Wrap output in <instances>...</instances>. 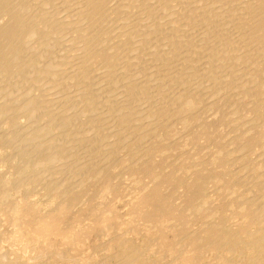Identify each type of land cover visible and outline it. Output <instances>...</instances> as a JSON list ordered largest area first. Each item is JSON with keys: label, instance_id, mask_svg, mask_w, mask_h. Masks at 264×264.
<instances>
[{"label": "bare ground", "instance_id": "1", "mask_svg": "<svg viewBox=\"0 0 264 264\" xmlns=\"http://www.w3.org/2000/svg\"><path fill=\"white\" fill-rule=\"evenodd\" d=\"M206 49L209 54L203 56ZM248 63L253 65L249 77L244 68ZM258 80H264V0H0V140L11 151L18 147L16 153L8 151L17 162L15 177L0 172V208L20 188L36 189L43 183L35 192L58 202L60 210L53 213L55 203L44 205L53 212L42 215L35 206L20 207L12 196L9 210L15 220H0V232L25 240V253L39 250L33 264H203L208 256L212 261L264 264V181H258L259 167L246 157L254 183L244 187L255 188L257 196L248 194L252 198L243 201L241 194L228 204L241 218L240 229H229L221 218L208 221L202 231L197 224V233L187 231L186 210L207 211L198 217L204 221L222 210L221 205L205 208L207 185L219 183L221 177L205 168L218 158L207 166L196 163L202 172H195L190 183L162 172L167 152L163 143L172 136L170 128L195 120L199 128L203 120L194 111L215 107V98L240 84L252 101L238 106L254 117L243 131L241 125L236 127L239 138L247 135L244 145L264 147V91ZM260 86L264 89V81ZM205 125L198 130L204 138L214 127ZM4 126H12V131ZM238 149L243 154L244 149ZM46 166L51 169L41 180L35 177L39 173L36 179L28 176ZM121 169L147 178L152 186L143 185L130 200L128 218L122 222L127 229L109 231L104 228V212L110 211L104 209V198L116 191L112 181ZM180 188L186 206L182 210L174 198ZM135 220L137 228L132 227ZM95 226L105 230L94 232ZM249 226L256 230L251 232ZM130 234L140 235L142 242L136 244ZM92 235L102 241L93 246L103 255L100 261L67 257L73 247L84 246L80 239ZM57 242L64 245L62 251ZM9 250H1V255L5 251L15 258L0 255V264L31 263L27 258L19 261L18 249ZM151 254L157 257L151 259Z\"/></svg>", "mask_w": 264, "mask_h": 264}, {"label": "rangeland", "instance_id": "2", "mask_svg": "<svg viewBox=\"0 0 264 264\" xmlns=\"http://www.w3.org/2000/svg\"><path fill=\"white\" fill-rule=\"evenodd\" d=\"M208 49H206L205 51H204V54H203V56H208ZM206 58V57H205ZM206 60L204 59L202 62L204 63ZM244 68H245V73H247V76L249 77V75H250V73H251V70L253 69V65L251 64L250 65V63H248L246 66H244ZM264 80H258V82H259V89H262L263 91H264V89H263V86H260V84L263 82ZM236 85H238V84H236ZM235 85V86H236ZM202 89H203V87H201ZM244 89H241V84L240 85H238V86H236L235 87V89H234V91H227V92H224V93H222L221 95H220V97L218 96L217 98H215V102H213V104H217L215 107H209V108H207V107H204L205 109H198V110H196V111H194V113H196L198 116V120L199 121H201V118H202V122L199 124L200 126H199V128H202V125L204 126L205 124V126H211V125H214V127H212V129L210 130V132H211V135L210 136H208V137H202L201 135H200V130H199V128H197L196 127V125H198V123L196 122V120H195V122H191L190 124H188V125H186V127H185V125L183 126L182 124H178V123H175L173 126H172V128H170V131H171V134H172V136L171 137H169L166 141H165V143H163V144H165L166 146H165V148H166V153H164V155H163V164L165 165V167L166 168H164V169H166V170H164L163 169V173H169V172H171L173 175H175L174 177L176 178V179H179V180H182V179H184L187 183H190L191 182V180H192V177H193V175H194V173L195 172H202V171H200L201 169H199V167H198V165L197 164H199V166H207V164L210 162V160H211V158H213V157H217L218 158V161L217 162H215V163H212L211 165H208L205 169L208 171V170H210V169H215L216 171H217V173H218V175L219 176H221V177H224L225 176V174L227 175V176H225V178H219V183L218 182H213V183H209L208 185H207V187H206V192H205V195H207V196H205L206 197V200H208V198H209V201H207L208 202V204H207V206L205 207V208H207V209H210V210H213V209H217L216 207H218V206H220L221 205V207H222V210H220L218 213H216V212H213V213H216L215 215H214V217L212 216L211 218L209 217V218H206L207 220H205L204 221V219L202 218V219H199L198 217L199 216H202V215H204L203 213H205V212H207V211H200L199 213H197L196 211H194V213H193V210H191V209H188V210H186L185 212H186V217H187V220H188V224H187V231L190 233L192 230L195 232V233H197L199 230H198V228H197V226L199 227V228H201L200 229V231H202L203 230V226H204V224H205V226L206 225H208V224H210V223H217L221 218H223V220H224V223L226 224V226L229 228V229H231V230H238V229H240V226H241V218H240V216L238 217V212L236 213L235 211H233V209L232 208H230L229 206H228V204L229 203H231V201L233 200V199H236V197H239V196H241V194H242V197H240L241 199H243V196H244V200L243 201H246L247 199H251L252 197H254V196H257V192L256 191H254V190H256L255 188H253L252 186H248V187H244L245 185H244V183H249V184H251V183H254V180L251 178V175L249 174V172L247 171V166L250 164V165H254V167H256V168H258L259 170H258V174L260 175V178L258 179V181H264V153H263V151H264V147L263 146H261V145H256V146H254V145H249V144H243V143H246V136L247 135H245L244 137H240L239 138V129L238 128H236L237 126H239L240 127V125L242 126V131L244 130L243 128H246V125H247V121L250 119V118H253L254 116H253V114L252 115H250V113H249V111H248V109L247 108H245V107H241V106H238V104H240V103H244V102H251L252 101V99L248 96V94H247V90L246 91H244ZM239 92V93H238ZM234 93V96L232 95ZM243 93V94H242ZM226 94V95H225ZM236 94V95H235ZM245 94V95H244ZM237 97V98H236ZM242 97V98H241ZM226 99V100H225ZM245 101H244V100ZM255 99V98H254ZM238 100V101H237ZM255 100H257V99H255ZM233 101H235V102H233ZM233 102V103H232ZM231 104V105H230ZM227 106V107H226ZM236 106V107H235ZM236 111H235V110ZM238 109V110H237ZM200 110V111H199ZM210 110V111H209ZM232 112H234V113H232ZM246 113H248V114H246ZM192 114V113H191ZM246 114V115H245ZM85 117L86 116H82V117H80V121H82V122H84L86 119H85ZM235 119V120H234ZM22 121L23 122H25V119L23 120L22 119ZM20 122H21V120H20ZM3 128H6L7 130H8V132H10V131H12V129H10V128H13L12 126H9V127H3ZM237 129V130H236ZM2 130H5V129H2ZM198 130H199V132H198ZM238 131V132H237ZM241 131V132H242ZM60 132H62V131H57V134H59ZM174 132V133H173ZM235 132H237V133H235ZM182 134L181 136H179L178 134ZM56 134V133H55ZM246 134H248V133H246ZM52 135H54V134H52ZM52 135H49L48 137L50 138ZM174 135H177L176 137H174ZM197 135H199V136H197ZM227 135V136H226ZM163 137H164V135H163ZM173 137V138H172ZM183 137H187V138H184V140L183 141H180V139L181 138H183ZM193 137V138H192ZM210 137V138H209ZM234 137V138H233ZM48 138V139H49ZM52 138V137H51ZM50 138V139H51ZM178 138H180L179 140H178ZM197 138V139H196ZM207 138V139H206ZM237 138V139H236ZM55 139V138H54ZM54 139H52V142H54L53 140ZM177 139V140H176ZM51 141V140H50ZM49 141V142H50ZM228 141V142H227ZM197 142V143H196ZM170 143V144H169ZM4 143L0 140V147H2V148H0V156L2 155V153H4L5 151H6V153H4L5 155H3V158H4V160L7 158V161H8V163L6 164V160L4 161L3 160V158H2V156L0 157L1 159V161H0V163H1V167H0V172L2 171V173L1 174H5L6 173V176H13V177H15V171H16V165H17V162H16V160L14 159V157L11 159L10 157H12V155L9 157V153H8V151L9 152H13L14 151V153H16L17 152V150H18V147L16 148L15 146H13V150L11 151V146L10 147H7L6 148V146L7 145H5V148H4V145H3ZM77 145L79 144L78 142L76 143ZM169 144V145H168ZM168 145V146H167ZM197 145V146H196ZM74 146H76V145H74ZM184 146H185V148H184ZM14 147L16 148V149H14ZM238 147L240 148V150H243V154H242V151H239V149H238ZM4 148V149H3ZM8 148H10L9 150H8ZM22 148V147H21ZM242 148V149H241ZM262 148V149H261ZM2 149V150H1ZM7 149V150H6ZM199 149V150H198ZM238 149V150H237ZM261 149V150H260ZM236 150H237V152H236ZM253 150V151H252ZM1 151H2V153H1ZM230 151V152H229ZM173 152V153H172ZM238 152H240V153H238ZM180 153V154H179ZM217 153V154H216ZM221 153V154H220ZM231 153H232V155H231ZM262 153V154H261ZM9 154V155H8ZM191 156H190V155ZM216 154V155H215ZM242 154V155H241ZM261 156V157H258L259 155ZM7 155H8V157H7ZM177 155H179V156H177ZM181 155V156H180ZM257 155V157H255ZM263 155V156H262ZM241 156V157H240ZM252 156V157H251ZM6 157V158H5ZM235 157L237 158V159H235ZM246 157H247V161H248V159L251 161H248V162H250L249 164H248V162L247 161H245L246 160ZM253 157H255V159L253 158ZM10 158V159H9ZM190 158V159H189ZM193 158H196V160H194ZM252 158H253V160H252ZM171 159V160H170ZM175 161H174V160ZM187 159H189V160H187ZM232 159H234L235 160V162H234V160H232ZM240 159V160H239ZM9 160H10V162H9ZM13 160V161H12ZM167 160V161H166ZM169 160V161H168ZM174 161V162H173ZM177 161H178V163H177ZM196 161V162H195ZM13 162V163H12ZM171 162V163H170ZM227 162V163H226ZM233 164H232V163ZM243 162V163H242ZM197 163V164H196ZM202 165H201V164ZM13 164H15V165H13ZM172 164V165H171ZM193 164H196V165H193ZM221 164H223V165H221ZM231 164L233 165V166H231ZM178 165V166H177ZM191 165H193V166H195V168L194 167H192ZM245 165H247V166H245ZM4 166H5V168H4ZM7 166V167H6ZM52 166V165H51ZM51 166H46V167H42V168H40V169H37V170H32V172L31 173H29V175L28 176H31L32 177V175H33V177H34V175H36V174H38V176H35V177H39L40 175H41V177L42 178H44L45 176H47L48 174H49V172H48V167L51 169ZM176 166V167H175ZM184 166V167H183ZM229 168H228V167ZM245 166V167H244ZM53 167V166H52ZM196 167H197V169H196ZM219 167V168H218ZM239 167V168H238ZM241 167V168H240ZM243 167V168H242ZM1 168H3L2 170H1ZM7 168V171L6 172H4V170ZM47 169V171H46V169ZM122 168H123V166H122ZM179 168V169H178ZM202 168V167H201ZM218 168V169H217ZM49 169V170H50ZM194 169H195V171H194ZM227 169V170H226ZM229 169V170H228ZM236 170V172L234 173L235 175H237L236 177H235V175L233 174V172H231V171H233V170ZM46 171V173H44L43 174V172L44 171ZM125 170V169H124ZM124 170H122L121 169V172H118V170L115 172V174H118L116 177V179H115V182L114 181H112L113 183L112 184H114V183H116V184H114V185H116L117 186V189H116V191H110L111 193L109 194V195H106L105 196V198H104V209H110V211L109 212H104V228L106 229V228H108V229H106V230H109V231H111V230H113V229H119V228H121V229H127V227L124 225V223H122L123 221H125L128 217H127V215L129 214V212H128V208L130 209V200H132V199H134V198H136V196H137V194L142 190V188H143V185L145 186V187H148V188H150L151 186H152V183L150 182V184H149V181H148V179L147 178H143V177H140L139 179H138V176L136 175V176H130L129 175V173H128V171L126 170L125 172H124ZM188 171V172H185V171ZM205 170V171H206ZM226 170V171H225ZM234 170V171H235ZM241 170H244L243 172H244V174H243V172L241 171ZM39 171V172H38ZM43 171V172H42ZM173 171V172H172ZM179 171V172H178ZM42 174H41V173ZM124 172V173H123ZM176 172H178V173H176ZM204 172V171H203ZM232 174H231V173ZM35 173V174H34ZM48 173V174H47ZM120 173H121V175H120ZM230 173V174H229ZM243 174V176L241 177V175ZM247 173V174H246ZM8 174H10V175H8ZM13 174V175H12ZM31 174V175H30ZM229 174V175H228ZM246 174V175H245ZM263 176H262V175ZM27 176V177H28ZM44 176V177H43ZM26 177V175L25 176H23L22 178H27ZM30 177V178H31ZM33 178V179H36V178ZM119 177V178H118ZM123 179H121V178ZM240 177V178H239ZM246 179H245V178ZM250 177V179L248 180V178ZM133 178V179H132ZM238 178H239V180H238ZM245 179V181H242V180H244ZM29 179V177L27 178V180ZM38 179H40V177L38 178ZM225 180V182H224V180ZM234 179V180H233ZM241 179V180H240ZM41 180V179H40ZM116 180H118V182L116 181ZM137 180V181H136ZM237 180V181H236ZM251 180V181H250ZM135 181V182H134ZM238 181H240V182H238ZM120 182V183H119ZM132 182V183H131ZM139 182H141V183H139ZM232 182V183H231ZM243 182V183H242ZM251 182V183H250ZM40 183H42V181L40 182ZM117 183H119V184H117ZM241 184V186H240V184ZM43 184V183H42ZM41 184V185H42ZM148 184V185H147ZM220 184H222V185H220ZM233 184V190H232V188L230 189V187L229 186H231ZM37 185H39L38 183H37ZM41 185H39L38 187L36 186L35 188L36 189H32L31 188V186L30 187H28L29 189H30V191H28L29 189H22V188H20V190L18 191L19 192V194L17 193V197L15 196L14 197V195H12L13 197H14V199H16L15 201H17L18 202V200H20L19 201V205H20V207H22V208H28V209H32V208H34L33 206H35V208L33 209V210H35V211H37V212H39L40 214H42V215H46V213H48V212H53V210H50V208H51V206H50V208H46V207H48L50 204H53V203H55L54 205H52V209H54V212L53 213H55V212H59L60 210H58L59 209V203L58 202H53V201H51V200H48V201H46L45 199H46V195H44L42 192H40V190L38 191V193L37 192H35V191H37L39 188H41ZM229 185V186H228ZM136 186H138V187H136ZM215 186V187H214ZM211 187H214V190L216 189V191H218V192H216V191H214ZM38 188V189H37ZM105 188V187H104ZM236 188V189H235ZM240 189V190H239ZM254 189V190H253ZM135 190V191H134ZM225 190H226V192L227 193H225ZM229 190V191H228ZM235 190H238V191H235ZM250 190V191H249ZM22 191H24V192H22ZM27 191V192H26ZM32 191H34L35 193H37L36 195H35V193H33ZM164 191H165V193H167V194H171V190H170V188H168V187H165L164 188ZM211 191V192H210ZM223 191H224V193H223ZM26 192V193H25ZM29 192V193H28ZM133 192H135L134 194H132ZM210 192V193H209ZM233 192V193H232ZM244 192V193H243ZM248 192H251V193H248ZM24 193V194H23ZM31 193V194H30ZM232 193V194H231ZM176 194V196H174V198H175V206H177L179 209H185L186 208V206H185V203H184V201H183V189L182 188H180V189H178V190H176V193H174V195ZM181 194V195H180ZM234 194V195H233ZM246 194V195H245ZM248 194L250 195V194H252V195H250V196H252V197H250V196H248ZM19 195V196H18ZM40 195H42V197L40 196ZM12 196L11 197H9L8 199H6L5 200V202L1 205L2 207L0 208V215H1V219L0 220H2V221H8V220H10V219H12V213L10 212V210H9V207H11L10 206V204H11V199H13L12 198ZM108 196V197H107ZM213 196V197H212ZM229 196V197H228ZM24 197H25V199H24ZM38 197V198H37ZM212 197V198H211ZM219 197V198H218ZM226 199H224V198ZM248 197H250V198H248ZM11 198V199H10ZM33 198V199H32ZM41 198V199H40ZM42 198H44V199H42ZM218 198V199H217ZM32 199V200H31ZM35 199V200H34ZM40 199V200H39ZM212 199V200H211ZM10 200V201H9ZM44 202H43V201ZM106 200V201H105ZM31 201V202H30ZM33 201H35L36 203H37V201L39 202V203H34ZM44 203H42V202ZM215 202V203H214ZM41 203H42V205H41ZM221 203V204H220ZM226 203V204H225ZM27 204V205H26ZM36 204V205H35ZM48 204V205H47ZM180 204V205H179ZM225 204V205H224ZM46 207H45V206ZM46 208H44V207ZM226 206V207H225ZM41 207V208H40ZM55 207V208H54ZM7 208V209H6ZM45 209V210H44ZM206 209V210H207ZM227 209V210H226ZM45 212H44V211ZM47 210V211H46ZM9 211V212H8ZM43 211V212H42ZM192 211V212H191ZM233 211V212H232ZM42 212V213H41ZM111 212V214H108V213H110ZM11 213V214H10ZM105 213H107V214H105ZM113 214V215H112ZM196 214V215H195ZM212 214V213H211ZM229 214V215H228ZM222 215V216H221ZM221 216V217H220ZM231 216V217H230ZM234 216H237V217H234ZM126 217V218H125ZM189 217V218H188ZM230 217V218H229ZM234 217V218H233ZM194 218V219H193ZM14 219V218H13ZM12 219V220H13ZM118 221H117V220ZM125 219V220H124ZM211 219V220H210ZM15 220V219H14ZM237 220H239V222L237 221ZM136 221V223H133L132 224V227H135V228H137L138 227V221L137 220H135ZM209 221V223L207 224V222ZM205 222V223H204ZM86 223V222H85ZM119 223H122V224H119ZM233 223H235V224H233ZM198 224V225H197ZM228 224H229V226H228ZM231 224H233V225H231ZM84 224H82V226H81V228H83L84 226H83ZM121 226V227H118V226ZM202 227H201V226ZM28 225H23V228L22 229H24L25 227H27ZM110 226V227H109ZM123 226H124V228H123ZM207 227V226H206ZM232 227V228H231ZM259 226H257V228H258ZM11 228V227H10ZM104 228H101V226H99V227H94V229H93V231L94 232H98V231H101L102 229H104ZM110 228H112L111 230H110ZM194 228V229H193ZM251 228V229H250ZM4 229V227H2V229L1 230H3ZM9 229V228H8ZM104 229V230H105ZM191 229V231H189ZM198 230V231H197ZM249 230L251 231V232H254L255 230H256V226H249ZM192 231V232H193ZM15 235V234H14ZM134 235V236H133ZM138 234H130V235H128V237H129V239H131L133 242H135L136 244H138V242H139V244H140V242H142V239L140 240V238H142L140 235H138ZM136 236V237H135ZM7 237L8 236H3L2 235V233L0 232V255H1V250L3 251V250H5L7 253H10V248L11 247H14V249H18L17 250V254H16V256H18L19 257V261H24V262H26V263H28V261H30L32 264L36 261V257H34L35 255L37 256V254L39 253V250H33V253L35 252V254L34 255H32L33 253H32V249H30L29 248V252H30V250H31V253H29L28 251H26V253H25V250L24 249H22L23 248V246H25V240H23V239H20V238H18V237H16V236H13V237H8V239H7ZM134 237V238H133ZM140 237V238H139ZM11 238V239H10ZM14 238H17V239H14ZM10 239V240H9ZM8 240V241H7ZM13 240V241H12ZM2 241V242H1ZM19 241V242H18ZM80 241L84 244V246L83 247H81L80 249H76L75 247H73L74 248V251L73 252H68L69 254H67L68 256L67 257H72V259L73 258H75V259H78V257L80 258V259H83L85 256L87 257V256H91V258H93V259H96L95 261L97 262L98 260L100 261L101 259H102V257H103V255L101 256V254L98 252V250L96 249V250H94V248H93V246L95 245V244H97V243H99V242H102L101 240H96L95 238H94V236L92 235V236H90V237H88V238H83V239H80ZM104 241H105V238H104ZM18 242V243H17ZM80 242V243H81ZM14 243V244H13ZM24 243V244H23ZM74 244V242H70V244ZM31 245V244H30ZM40 248H42L41 246H42V243H39V244H37ZM5 246V247H4ZM8 246H10L9 247V249H7L8 248ZM17 246H19V248L20 249H22V250H20ZM56 246H57V248H58V251H62L63 250V247H64V245H62L60 242H57V244H56ZM92 248H93V250L95 251H93L92 250ZM7 249V250H6ZM9 250V251H8ZM5 251L3 252V254L1 255L2 257L4 256V257H8L9 259H10V257H11V255H9V256H6V255H8V254H6L5 255ZM20 251V252H19ZM53 251V252H55V250H47L46 251V253L48 252L49 254L51 253V252ZM88 251H90V252H88ZM21 252H23V253H21ZM86 252V253H85ZM89 255H88V254ZM24 254H26L25 256L23 255V257H22V255ZM29 254H31V256H29ZM82 254V255H81ZM93 254V255H92ZM95 254V255H94ZM81 255V256H80ZM154 255H156V254H154ZM153 254H151L149 257L151 258V259H153V258H156L157 256H154ZM0 256V258L2 259V260H0V262H4L3 261V258ZM94 256H95V258H94ZM106 256V255H105ZM153 258H152V257ZM15 258V255L13 256L12 255V257H11V259L12 258ZM21 257L24 259V260H22L21 259ZM32 257H34V259L32 258ZM99 257H101V258H99ZM210 256H208L207 257V259H206V261H204L203 262V264H227V263H229L231 260H228V259H224L223 261H212V260H209L208 258H209ZM8 258H6V259H8ZM13 258V259H14ZM27 258V260L25 261V259ZM69 258V259H70ZM98 258V259H97ZM106 258V257H105ZM104 258V259H105ZM166 258H168L167 256H165V258H164V261H167L168 259H166ZM30 259V260H29ZM106 260V259H105ZM9 261V260H8ZM32 261H34V262H32ZM31 263H29V264H31ZM61 264H65L64 262H62ZM199 264H202V263H199ZM229 264H239V263H229Z\"/></svg>", "mask_w": 264, "mask_h": 264}]
</instances>
